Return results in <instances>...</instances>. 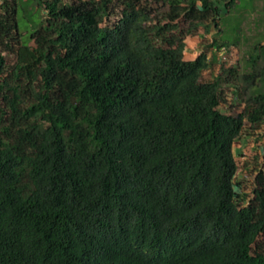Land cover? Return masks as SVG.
<instances>
[{
	"label": "trees",
	"instance_id": "16d2710c",
	"mask_svg": "<svg viewBox=\"0 0 264 264\" xmlns=\"http://www.w3.org/2000/svg\"><path fill=\"white\" fill-rule=\"evenodd\" d=\"M236 3L0 0V264H264V66L185 56Z\"/></svg>",
	"mask_w": 264,
	"mask_h": 264
},
{
	"label": "rangeland",
	"instance_id": "374dc122",
	"mask_svg": "<svg viewBox=\"0 0 264 264\" xmlns=\"http://www.w3.org/2000/svg\"><path fill=\"white\" fill-rule=\"evenodd\" d=\"M262 5H264V0H237L231 12L222 15L221 39L234 45V48L239 52V60L236 59V52L234 51V54L232 52L229 54L216 53L217 63L204 72L205 78L218 75L220 73L219 64L233 65L237 64L238 61L242 73L246 74L253 72L259 65L260 67L264 66V49L260 47V43L264 39V6ZM197 34L196 49L199 53L206 51L209 54L207 50L208 30L203 26H199ZM194 55L195 53H192L191 58H195ZM225 77L226 74H222L223 86H227L225 80L228 77ZM225 91L228 94L227 88ZM228 96L232 100V94L229 93ZM230 98L228 97L227 100H230ZM224 109L228 110L230 108L223 107ZM234 155L239 162L241 173L250 165L255 168L254 173L258 170H264V156L260 147L256 146L253 154L247 156L237 146L234 149Z\"/></svg>",
	"mask_w": 264,
	"mask_h": 264
},
{
	"label": "crops",
	"instance_id": "0c3cea01",
	"mask_svg": "<svg viewBox=\"0 0 264 264\" xmlns=\"http://www.w3.org/2000/svg\"><path fill=\"white\" fill-rule=\"evenodd\" d=\"M264 6V5H262ZM261 6V7H262ZM263 9V8H262ZM203 26V25H201ZM205 29L208 30V35H207V45L215 38H219L222 36V33L220 34L219 32H217V29L215 28V26L213 24H207V25H204L203 26ZM198 34L194 35V36H191L187 39V48L185 50V56L191 60H194L200 53L198 52V50L196 49L197 45H196V42L198 41L196 38H197ZM261 46L264 45V39L263 41L260 43ZM209 54H211L212 52V49L211 48H208L207 49ZM236 49L233 47L232 50H229V51H216L214 52L213 51V55H212V58H213V61H212V65L211 67L217 63L216 61V53H219V54H229L230 52L233 53L236 52L235 54V57L236 59L239 60V52L236 50ZM192 53H195L194 57L195 58H191V54ZM234 54V53H233ZM238 61H237V65H238ZM222 64H219V68L220 69V66ZM260 66V65H259ZM209 67V69L211 68ZM240 69V68H239ZM208 70V69H207ZM240 72L242 73V70L240 69ZM212 77V76H211ZM223 88H227L228 90V94L231 93L232 94V100L230 98V96H228V94L226 95V100L225 102H223L221 104V108L223 109V107H239L241 108L243 106V102L241 100V98L239 97V92H243V91H248V92H251V91H256L257 89H260V90H263L264 89V86H223ZM228 97L230 98V100H227ZM233 105V106H232ZM237 146L239 147V149L247 156H251L256 148V146L262 151V154L264 156V123L263 125H261L260 127L256 128L253 133L251 134H244L243 136L240 137V139L237 141V145L234 147L237 148ZM251 166V165H250ZM249 166V170H252V168L254 167H250Z\"/></svg>",
	"mask_w": 264,
	"mask_h": 264
}]
</instances>
